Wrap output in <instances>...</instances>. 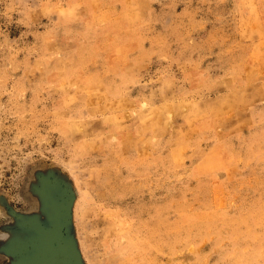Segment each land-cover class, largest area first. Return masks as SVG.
Segmentation results:
<instances>
[{
    "label": "rangeland",
    "instance_id": "rangeland-1",
    "mask_svg": "<svg viewBox=\"0 0 264 264\" xmlns=\"http://www.w3.org/2000/svg\"><path fill=\"white\" fill-rule=\"evenodd\" d=\"M60 221L78 264H264V0H0V264Z\"/></svg>",
    "mask_w": 264,
    "mask_h": 264
},
{
    "label": "water",
    "instance_id": "water-1",
    "mask_svg": "<svg viewBox=\"0 0 264 264\" xmlns=\"http://www.w3.org/2000/svg\"><path fill=\"white\" fill-rule=\"evenodd\" d=\"M60 228H62L61 221L57 227L45 230V236L37 243L34 253L13 264H78L77 253L70 244L59 242L62 233ZM30 245L33 249V242L27 247Z\"/></svg>",
    "mask_w": 264,
    "mask_h": 264
}]
</instances>
